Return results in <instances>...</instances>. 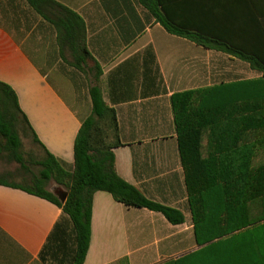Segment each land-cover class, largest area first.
<instances>
[{
    "label": "crops",
    "instance_id": "1",
    "mask_svg": "<svg viewBox=\"0 0 264 264\" xmlns=\"http://www.w3.org/2000/svg\"><path fill=\"white\" fill-rule=\"evenodd\" d=\"M55 1L83 20L91 58L77 68L52 24L25 0H0V82L15 92L39 143L69 170L81 120L91 113L90 87L98 86L117 115L122 144L113 150L117 175L184 217L174 225L159 212L125 206L98 191L83 264H223L221 248L195 238L172 97L192 93L195 106L201 107L202 99L206 106L209 89L261 74L238 57L168 33L141 0ZM160 1L180 27L231 46L254 47L257 22L264 16V0ZM258 29L264 31V25ZM197 138L203 145L198 153L207 158L206 143L225 136ZM223 155L215 152L216 158ZM17 179L29 175L0 151V264H45L39 253L63 213L19 188L25 185Z\"/></svg>",
    "mask_w": 264,
    "mask_h": 264
},
{
    "label": "trees",
    "instance_id": "2",
    "mask_svg": "<svg viewBox=\"0 0 264 264\" xmlns=\"http://www.w3.org/2000/svg\"><path fill=\"white\" fill-rule=\"evenodd\" d=\"M141 1L168 33L238 57L261 74L256 80L209 89L206 106L204 99L201 107L200 103L195 106L193 94L186 93L173 96L172 107L197 243L221 248L223 264H264V31L258 29L264 25V16L257 22L254 47L231 46L206 32L180 27L160 0ZM25 2L52 24L59 43L71 50L74 65L80 69L91 58L83 20L55 0ZM89 95L91 113L81 120L69 170L39 143L15 92L0 82V151L29 175V184L19 188L51 202L63 213L39 253L45 264H83L91 239L93 195L98 191L125 206L159 212L171 224L184 221L179 210L145 198L117 175L113 150L122 144L116 111L103 101L98 86L90 87ZM28 131L45 151L39 161L23 157L21 135L28 136ZM204 133L225 136L219 143H206L207 158L198 153L203 145L197 137ZM230 136L235 138H226ZM222 150L224 155L216 158L215 152ZM34 165L39 167L37 172L31 171ZM51 181L67 194L64 202L49 190Z\"/></svg>",
    "mask_w": 264,
    "mask_h": 264
},
{
    "label": "rangeland",
    "instance_id": "3",
    "mask_svg": "<svg viewBox=\"0 0 264 264\" xmlns=\"http://www.w3.org/2000/svg\"><path fill=\"white\" fill-rule=\"evenodd\" d=\"M21 139H22V153H23V157L26 161H39L40 159H42L43 155L40 153V151L36 148V146L33 144L30 136H23V134L21 135ZM39 169L38 166L34 165L31 166V171L32 172H37ZM18 182L23 183L24 185H28L29 181H21L20 179H17ZM55 191L54 189H56V185L54 184L53 181L50 182L49 184V190Z\"/></svg>",
    "mask_w": 264,
    "mask_h": 264
},
{
    "label": "water",
    "instance_id": "4",
    "mask_svg": "<svg viewBox=\"0 0 264 264\" xmlns=\"http://www.w3.org/2000/svg\"><path fill=\"white\" fill-rule=\"evenodd\" d=\"M58 197L59 199L64 202L66 199L67 194L65 192H62L61 190L55 189V191H53Z\"/></svg>",
    "mask_w": 264,
    "mask_h": 264
}]
</instances>
